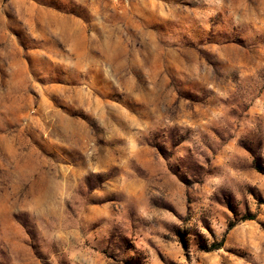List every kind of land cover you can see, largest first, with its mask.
Here are the masks:
<instances>
[{"label": "rangeland", "instance_id": "obj_1", "mask_svg": "<svg viewBox=\"0 0 264 264\" xmlns=\"http://www.w3.org/2000/svg\"><path fill=\"white\" fill-rule=\"evenodd\" d=\"M0 264H264V0H0Z\"/></svg>", "mask_w": 264, "mask_h": 264}]
</instances>
